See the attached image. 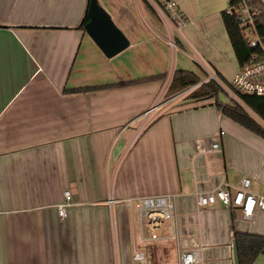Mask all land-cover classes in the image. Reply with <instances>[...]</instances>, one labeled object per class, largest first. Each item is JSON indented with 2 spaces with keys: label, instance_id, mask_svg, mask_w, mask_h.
I'll list each match as a JSON object with an SVG mask.
<instances>
[{
  "label": "crops",
  "instance_id": "crops-1",
  "mask_svg": "<svg viewBox=\"0 0 264 264\" xmlns=\"http://www.w3.org/2000/svg\"><path fill=\"white\" fill-rule=\"evenodd\" d=\"M172 1L186 20L178 29L142 0H98L129 40L107 58L78 28L89 0H0V264H134L135 251L147 264H177L195 248L201 264H237L233 233L264 236V211L246 220L219 201L196 204L198 192H232L242 178L263 193L264 140L212 99L182 105V92L167 91L176 70L233 78L228 0ZM157 195L174 197L177 239L139 243L125 201Z\"/></svg>",
  "mask_w": 264,
  "mask_h": 264
},
{
  "label": "built area",
  "instance_id": "built-area-1",
  "mask_svg": "<svg viewBox=\"0 0 264 264\" xmlns=\"http://www.w3.org/2000/svg\"><path fill=\"white\" fill-rule=\"evenodd\" d=\"M154 11L167 23L175 28H181L186 24L181 11L172 0H147ZM253 0H240L236 15L244 40L249 47L255 50L252 56L243 65L239 66L237 72L230 82L223 83L215 76H212L225 94L228 100L239 102L237 94L256 95L264 97V38L258 33L259 10L252 3ZM231 10L227 8L226 13ZM175 47V44L171 42ZM156 106L145 112L149 114ZM224 132L220 131L219 135ZM213 152H219V142L214 140L211 145ZM250 179L242 178L239 186L231 192L229 186L223 184L207 192H198L196 194V204L198 207H205L215 204L217 201L226 206L233 207L246 220H252L257 210L264 211V192L261 194L249 191ZM64 201L57 206V213L60 218L66 217V208L70 205V192H63ZM113 199L108 200L112 205ZM125 204L130 213L134 214L137 221V239L139 243L158 241V240H176V223L174 210V197L172 195L145 196L133 199H127ZM145 227L148 235L145 234ZM160 230L166 234L160 235ZM201 249L186 250L179 254L177 264H201ZM134 264H147L144 252L135 251L133 256Z\"/></svg>",
  "mask_w": 264,
  "mask_h": 264
},
{
  "label": "trees",
  "instance_id": "trees-1",
  "mask_svg": "<svg viewBox=\"0 0 264 264\" xmlns=\"http://www.w3.org/2000/svg\"><path fill=\"white\" fill-rule=\"evenodd\" d=\"M147 7L154 10L147 0H142ZM240 0H228V8L221 12L222 21L227 32L230 44L237 59L239 66L243 65L255 52L249 47L244 40L241 29L239 27L236 8ZM252 3L259 10L258 33L264 38V4L260 0H253ZM88 22L87 10L78 26L79 29L85 30L84 26ZM165 75L143 78L141 80H131L127 82H119L115 84H107L102 86H93L77 89L76 91H92V90H107L125 87L129 85L164 80ZM223 83V80H220ZM195 87L189 95L192 99L204 100L212 99L213 104L221 112V114L234 123L240 125L251 133L264 139V128L257 121L264 123V97L256 95L237 94L239 102L231 100L230 102H220L218 96L224 90L213 79L202 82V79L191 71L176 70L172 73L169 85L168 94L182 92L189 88ZM225 93V92H224ZM233 239L236 249L237 264H253L255 259L264 253V236L234 232Z\"/></svg>",
  "mask_w": 264,
  "mask_h": 264
},
{
  "label": "water",
  "instance_id": "water-1",
  "mask_svg": "<svg viewBox=\"0 0 264 264\" xmlns=\"http://www.w3.org/2000/svg\"><path fill=\"white\" fill-rule=\"evenodd\" d=\"M87 16L85 32L104 56L111 58L129 46L125 34L115 25L110 14L98 0H89Z\"/></svg>",
  "mask_w": 264,
  "mask_h": 264
},
{
  "label": "rangeland",
  "instance_id": "rangeland-1",
  "mask_svg": "<svg viewBox=\"0 0 264 264\" xmlns=\"http://www.w3.org/2000/svg\"><path fill=\"white\" fill-rule=\"evenodd\" d=\"M164 19V18H163ZM164 20H166V19H164ZM178 54L180 55L181 53L179 52L178 53V51H175V53H172V57H171V62H170V66L171 67H173V57L175 56H178ZM181 56V55H180ZM182 57H185L184 55H182ZM190 64V67H195L192 63H189ZM197 69V72H198V74L201 76V77H203L202 75H201V73H200V70L198 69V68H196L195 67V70ZM195 87H192V88H189V89H187V90H185V91H182V96H185L184 98H183V100H184V103H182V105H187V104H194V103H197L198 101H200V100H196V99H192L190 96L191 95H189L190 94V92L194 89ZM218 100L220 101V102H230L229 100H228V96H227V94H225L224 93V91L222 92V93H220L219 94V96H218ZM186 101V102H185ZM257 121L259 122V124L260 125H262L263 126V128H264V123H262L260 120H258L257 119ZM264 140V139H263Z\"/></svg>",
  "mask_w": 264,
  "mask_h": 264
}]
</instances>
